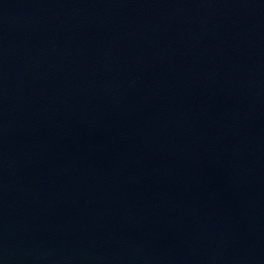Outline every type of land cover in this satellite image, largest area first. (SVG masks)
Segmentation results:
<instances>
[{"label":"water","instance_id":"water-1","mask_svg":"<svg viewBox=\"0 0 264 264\" xmlns=\"http://www.w3.org/2000/svg\"><path fill=\"white\" fill-rule=\"evenodd\" d=\"M0 264H264V0H0Z\"/></svg>","mask_w":264,"mask_h":264}]
</instances>
